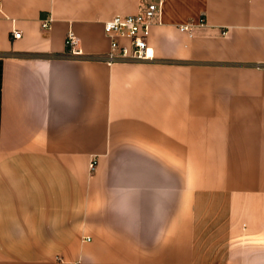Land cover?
Listing matches in <instances>:
<instances>
[{
  "label": "crops",
  "instance_id": "1",
  "mask_svg": "<svg viewBox=\"0 0 264 264\" xmlns=\"http://www.w3.org/2000/svg\"><path fill=\"white\" fill-rule=\"evenodd\" d=\"M142 1L0 0V264H264V0H164L155 59H100Z\"/></svg>",
  "mask_w": 264,
  "mask_h": 264
},
{
  "label": "built area",
  "instance_id": "2",
  "mask_svg": "<svg viewBox=\"0 0 264 264\" xmlns=\"http://www.w3.org/2000/svg\"><path fill=\"white\" fill-rule=\"evenodd\" d=\"M164 0H144L137 11L132 13H115L103 21V30L108 37V49L99 56L108 64L125 60L155 59L153 45L149 41L151 27L160 19L161 7ZM41 26H50L47 18L41 19ZM189 24L181 25L180 29H188ZM226 30H222L224 34ZM12 36L17 38L21 32L12 29ZM66 49L71 54H81L79 38L69 27L65 35ZM96 158L89 162L90 169L94 168Z\"/></svg>",
  "mask_w": 264,
  "mask_h": 264
}]
</instances>
